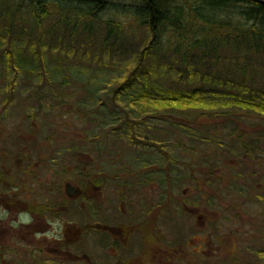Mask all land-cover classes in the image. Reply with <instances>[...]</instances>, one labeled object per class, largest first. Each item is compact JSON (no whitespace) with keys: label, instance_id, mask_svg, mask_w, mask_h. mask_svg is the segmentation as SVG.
Segmentation results:
<instances>
[{"label":"rangeland","instance_id":"1","mask_svg":"<svg viewBox=\"0 0 264 264\" xmlns=\"http://www.w3.org/2000/svg\"><path fill=\"white\" fill-rule=\"evenodd\" d=\"M18 1L0 0V34L6 33L7 15H13L20 4ZM77 12L69 9L64 13L67 19L60 22L59 17L53 15L41 28L35 29L31 15L22 10L23 18L18 22V28L26 30L23 36L30 40L26 42L24 53L13 60L22 66L17 70L10 68L8 58L0 57V115L4 112L3 99L10 96L12 100L3 121L8 124L26 122L27 126L35 120L37 127L59 131L62 143H75L79 149L90 150L94 158L101 159L102 154L108 152L110 174L119 173L120 166L138 169L139 161H149L152 157L150 147L144 145L153 143L157 148L158 163H165L170 154L179 164L174 176L180 180L174 181L177 193L197 191L205 193L207 198L219 192L232 198L245 194L243 200L236 203L244 216V226L238 224L239 227H235L232 216L228 222L234 229L243 228L241 234H236L238 247L234 251L231 246L222 248L215 259L222 262L223 258L237 255L239 260L248 259L250 264H264V202L258 200L264 198V115L239 104L224 106L212 113L190 109L173 114L141 104L145 99H154L161 94L189 93L197 89L209 101H233L239 96L250 98L251 93L242 94L235 89L241 84L240 76L238 80L220 76L223 80L217 84L208 83L201 80V76L187 78L183 63L173 66L152 58L150 73L142 74L132 88L115 99L112 89L115 79L133 64L134 54L143 46L144 34L131 23V17L105 12L89 22L83 19L78 22ZM113 17L126 21L123 26L129 25V28L122 40L112 32L111 39L106 41V24ZM30 42L33 50L41 47L42 58L24 65L31 61V52L26 48ZM23 66L24 69L46 68L48 74L26 73ZM256 69L249 67V73L256 80L246 84L255 91L258 88L264 90V76L261 72L253 73ZM13 80L17 81L16 86L12 90L5 88V82ZM142 94L146 97L141 98ZM170 114L172 118H166ZM180 127L188 128L189 135ZM151 159L155 160L154 157ZM191 177H198L200 184ZM161 186L163 184L159 183L154 190L158 199L163 192ZM142 192L143 197H150L147 195L150 191ZM241 241L244 243L239 247ZM21 256L20 253L17 260L5 264H21ZM218 264L233 263L225 260Z\"/></svg>","mask_w":264,"mask_h":264},{"label":"flooded vegetation","instance_id":"2","mask_svg":"<svg viewBox=\"0 0 264 264\" xmlns=\"http://www.w3.org/2000/svg\"><path fill=\"white\" fill-rule=\"evenodd\" d=\"M16 83L6 81L5 88ZM2 103L0 264L14 262L20 253L21 264H250L237 255L215 259L222 248L238 247L236 234L243 228L233 226L245 222L236 203L245 194L177 193L178 162L168 154L158 163L156 145L145 139L150 160L139 161L136 170L120 166L119 173L110 174L108 152L94 158L90 150L62 143L59 131L37 127L35 120L12 126L3 121L11 97ZM142 191H150V197Z\"/></svg>","mask_w":264,"mask_h":264},{"label":"trees","instance_id":"3","mask_svg":"<svg viewBox=\"0 0 264 264\" xmlns=\"http://www.w3.org/2000/svg\"><path fill=\"white\" fill-rule=\"evenodd\" d=\"M18 2L20 4L15 8L13 15H7L6 33L0 34V57L8 58V62H11L10 68L19 69L18 67L22 66L13 60L24 53L26 42L30 40H26L23 36L26 30L18 28V22L23 18V9L31 15L35 29L41 28L53 15L59 17V22L66 20L64 13L69 9L78 11V22L82 19L89 22L101 17L105 12H114L120 16L131 17V23H135L144 34L143 46L137 54H134L133 64L121 77L115 79V86L112 87L115 99L132 88L131 86L141 78L142 74L150 73V62L155 58L156 61H165L173 66L183 63L187 69L185 70L187 78L201 76V80L208 83L217 84L223 80L220 76L225 77L226 80L229 78L238 80L240 76L238 81H241V84H237L235 89L242 94L251 93V95L250 98L248 97L249 100L239 96L233 101L216 102L206 99L197 89L189 93L170 92L169 96L161 94L158 95L159 97H153L154 99H145L142 105L154 110L170 111L173 114L190 109H203L212 113L224 106L239 104L264 115V90L258 88L255 91L246 84L256 80L249 73L250 66L257 68L253 73L261 72L264 76V3L254 0H19ZM8 9L10 10L9 6ZM109 20L106 24V41L111 39L112 32H116L122 40L129 25L124 27L126 21L116 17ZM87 37L93 38L91 35ZM26 48L31 52L29 57L31 61H27L24 65L32 64L35 58H42L40 46L37 50H33V44L30 42ZM24 67L23 72L26 73L44 76L48 74L46 68L24 69ZM144 97L146 94L141 95V98ZM171 114L166 118L171 119ZM192 120L190 122H193ZM175 126L178 128L179 124ZM180 128L189 133L188 128Z\"/></svg>","mask_w":264,"mask_h":264},{"label":"water","instance_id":"4","mask_svg":"<svg viewBox=\"0 0 264 264\" xmlns=\"http://www.w3.org/2000/svg\"><path fill=\"white\" fill-rule=\"evenodd\" d=\"M254 1H257V2H260V3H264V0H254Z\"/></svg>","mask_w":264,"mask_h":264}]
</instances>
